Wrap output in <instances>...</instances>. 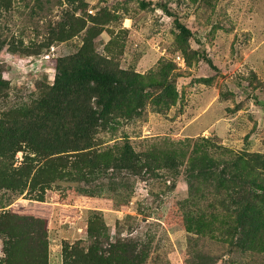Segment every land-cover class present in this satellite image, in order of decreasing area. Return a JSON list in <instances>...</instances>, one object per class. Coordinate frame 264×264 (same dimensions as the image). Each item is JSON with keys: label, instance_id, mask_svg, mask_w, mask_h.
Wrapping results in <instances>:
<instances>
[{"label": "rangeland", "instance_id": "1", "mask_svg": "<svg viewBox=\"0 0 264 264\" xmlns=\"http://www.w3.org/2000/svg\"><path fill=\"white\" fill-rule=\"evenodd\" d=\"M9 2L0 15V76L8 83L0 115L20 112L43 83L53 81L57 59L86 44L84 31L57 39L60 23L72 29L85 22L86 30L90 16L109 10L108 25L92 37L89 49L142 74L159 67L160 57L166 59L154 79L166 78L169 84L153 88L138 115L111 116L97 134L102 149L113 145L115 155L124 152L127 138L139 156L136 174L129 169L116 191L103 187L89 196L76 186L53 185L45 191V202L22 197L13 202L15 210L46 219L50 264H60L66 243H91L86 228L92 211L98 212L92 227L105 236L104 245H115L120 237L121 243L136 245L133 251L145 258L143 264H264V252L258 251L264 232H258L262 244L256 236L244 253L224 235L227 224L220 217L228 223L233 213L221 212L235 205L225 194L231 189L218 188L211 177L225 162L213 145L264 154V0H83L84 6L79 0ZM141 2L148 6L142 8ZM164 2L190 36L183 38L173 17L156 4ZM69 14L76 18L68 21ZM16 157L18 164L22 151ZM210 158L216 159L212 166ZM255 170L264 177V167ZM189 172L196 175L191 190ZM193 250L202 255L189 253ZM83 255L79 252L77 260Z\"/></svg>", "mask_w": 264, "mask_h": 264}, {"label": "trees", "instance_id": "2", "mask_svg": "<svg viewBox=\"0 0 264 264\" xmlns=\"http://www.w3.org/2000/svg\"><path fill=\"white\" fill-rule=\"evenodd\" d=\"M67 1L73 3L76 0ZM79 2L81 6L85 5L83 0ZM156 4L173 17L183 38L191 35V30L169 11L166 2ZM140 5L142 8L148 6L144 2ZM9 6V0H0V15ZM108 11H101L103 15L99 17L90 16L92 25H88L86 30H83L85 22L72 29L60 23L57 39L64 41L71 34L84 31L82 39L86 44L75 53L57 59L53 81L43 83L38 96L20 112L0 115V264H50L46 219L15 210L12 204L18 198L44 202L45 191L53 185L66 189L76 186L78 193L93 196L94 191L99 189L100 192L103 187L116 191L120 182L129 176V169H133L131 174H136L134 162L139 160V156L127 138L124 140V152L115 155L113 145L102 149L104 141L97 134L99 127L105 129L108 126L111 116L138 115L152 98L153 88L159 90L158 86L169 84L166 78L154 79L166 59L160 57L159 67L142 74L123 69L110 56L89 49L94 45L92 37L108 25ZM71 18L76 17L69 14L68 21ZM175 52L178 54L180 48L177 47ZM203 56L213 66L211 60L205 54ZM7 84L0 76V97H3ZM154 110L159 112L160 107ZM204 145L203 149L207 150ZM213 147L224 155L225 162L218 173L211 171V177L218 183V188L231 189L225 194L235 205L221 212L233 213L228 223L220 217L227 224L224 235H229L230 243L239 245L241 253H244L248 242L258 236V232H264V177L255 170L264 167V154L234 153L219 145ZM18 151H22V159L16 164ZM168 157L172 162L178 160L171 153ZM209 160H212L209 166L216 163L215 158ZM209 170H205L206 174ZM192 174L189 172L190 190L196 179ZM100 177L103 179L91 183ZM92 213L86 228V236L91 243L79 246L81 239L73 245L66 243L61 247V264H143L145 258L133 251L137 250L136 245L121 243L118 241L120 237L116 238L115 245L109 243L106 247L105 236L100 237V230L92 227L99 219L98 212ZM187 228L191 230L193 227L187 225ZM199 229L200 224H196V230ZM260 247L258 251L264 252V245ZM79 252L84 254L80 261L77 260ZM189 253L202 255L199 250Z\"/></svg>", "mask_w": 264, "mask_h": 264}, {"label": "crops", "instance_id": "3", "mask_svg": "<svg viewBox=\"0 0 264 264\" xmlns=\"http://www.w3.org/2000/svg\"><path fill=\"white\" fill-rule=\"evenodd\" d=\"M33 202H41V201H35V200H32ZM45 202V201H44ZM28 213H30V214H33V215H35V216H40V215H38V213H34V212H28ZM47 218V217H46ZM60 264H61V262H60Z\"/></svg>", "mask_w": 264, "mask_h": 264}]
</instances>
